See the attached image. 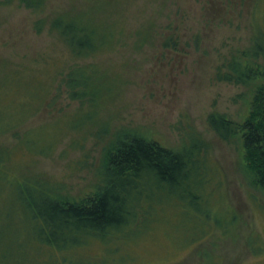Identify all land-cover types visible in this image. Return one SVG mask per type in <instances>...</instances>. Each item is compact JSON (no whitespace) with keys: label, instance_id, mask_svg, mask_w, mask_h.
<instances>
[{"label":"rangeland","instance_id":"1","mask_svg":"<svg viewBox=\"0 0 264 264\" xmlns=\"http://www.w3.org/2000/svg\"><path fill=\"white\" fill-rule=\"evenodd\" d=\"M66 13L111 32L112 41L95 55L72 58L49 28L55 14ZM38 19L45 21L40 32ZM257 29L264 33V0H45L41 11L17 0L0 4V155L7 157L0 221L17 217L13 181L39 179L79 202L95 191L119 132L177 150L191 126L208 143L214 168L197 191L201 200L144 203L143 210L152 209L138 213L137 228L92 240L82 260L264 264V192L251 185L240 137L222 141L207 123L211 113L235 123L248 116L264 85V61L249 53ZM233 59L259 76L247 85L216 81V70ZM73 68L86 72L83 100L67 89Z\"/></svg>","mask_w":264,"mask_h":264},{"label":"trees","instance_id":"2","mask_svg":"<svg viewBox=\"0 0 264 264\" xmlns=\"http://www.w3.org/2000/svg\"><path fill=\"white\" fill-rule=\"evenodd\" d=\"M8 1L2 0L0 4ZM17 2L28 10L41 11L45 0ZM44 24V20L38 19L35 30L40 32ZM49 28L74 59L101 52L106 40L113 38L111 32L108 36L103 34L91 20L69 13L55 14ZM163 45L169 46L167 41ZM249 53L253 59L264 61V33L259 29ZM258 76L257 69L233 59L216 70L215 80L247 85ZM65 80L71 98H86L88 79L83 69L69 70ZM207 123L222 141L240 137L251 185L264 192V85L257 87L243 122L235 123L222 114L211 113ZM6 159L0 155V165ZM209 170H214L209 145L191 126L177 150L164 148L134 131L119 132L103 155L95 191L79 202L58 197V188L39 179L13 181V212L17 217L9 213L1 218L0 264H58L59 261L87 264L82 260L87 245L92 240L108 242L119 233L126 235L123 232L126 227L137 228L138 213L152 209L143 208L165 204L171 199L201 200L197 191ZM6 175L0 168V179ZM144 203L147 206H142ZM19 226L24 228L20 230ZM25 248L30 254H26ZM260 250L255 246L252 253L258 254Z\"/></svg>","mask_w":264,"mask_h":264}]
</instances>
